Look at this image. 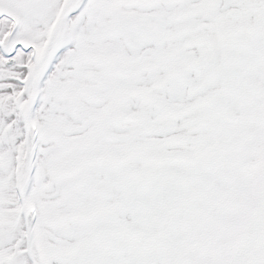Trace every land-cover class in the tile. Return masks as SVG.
<instances>
[{
	"label": "flooded vegetation",
	"instance_id": "flooded-vegetation-1",
	"mask_svg": "<svg viewBox=\"0 0 264 264\" xmlns=\"http://www.w3.org/2000/svg\"><path fill=\"white\" fill-rule=\"evenodd\" d=\"M0 264H264V0H0Z\"/></svg>",
	"mask_w": 264,
	"mask_h": 264
},
{
	"label": "rangeland",
	"instance_id": "rangeland-1",
	"mask_svg": "<svg viewBox=\"0 0 264 264\" xmlns=\"http://www.w3.org/2000/svg\"><path fill=\"white\" fill-rule=\"evenodd\" d=\"M242 47H244V45H241Z\"/></svg>",
	"mask_w": 264,
	"mask_h": 264
}]
</instances>
